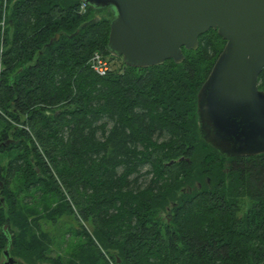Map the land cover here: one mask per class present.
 I'll return each instance as SVG.
<instances>
[{"label":"trees","instance_id":"1","mask_svg":"<svg viewBox=\"0 0 264 264\" xmlns=\"http://www.w3.org/2000/svg\"><path fill=\"white\" fill-rule=\"evenodd\" d=\"M82 2L0 0V263L264 264V153L222 155L198 130L225 40L210 28L179 63L127 66L111 13ZM71 214L82 241L53 257L41 220Z\"/></svg>","mask_w":264,"mask_h":264},{"label":"water","instance_id":"2","mask_svg":"<svg viewBox=\"0 0 264 264\" xmlns=\"http://www.w3.org/2000/svg\"><path fill=\"white\" fill-rule=\"evenodd\" d=\"M82 1L111 13L107 47L127 66L179 63L182 48L196 49L216 29L225 43L197 92L200 137L225 156L264 153V0ZM4 258L0 264H20L7 251Z\"/></svg>","mask_w":264,"mask_h":264},{"label":"rangeland","instance_id":"3","mask_svg":"<svg viewBox=\"0 0 264 264\" xmlns=\"http://www.w3.org/2000/svg\"><path fill=\"white\" fill-rule=\"evenodd\" d=\"M5 125H6L5 122L0 119V141L3 140L2 131L5 129ZM10 158H11L10 151L0 152V164L5 165ZM11 187L13 188L14 185H12ZM66 198L68 200L67 195ZM27 200L31 201V199H27ZM44 201L45 200L42 201L40 199L36 201L37 205L40 204L41 212H43V207L44 209L46 208L45 204L43 203ZM52 201L53 200H49L50 205H52ZM241 203H242V209H245L248 205V201L244 199L241 201ZM77 222H81V220L78 219V221H76L74 214L60 216L58 221L54 225L51 224L50 221L41 220L42 228L45 229V231L48 233V235L51 238V244H50L51 251H49V255L54 257L58 254H66L69 251H72L78 245V243L82 241V239L76 235L78 228ZM85 226L86 228L89 227L86 224ZM20 264H22L21 261Z\"/></svg>","mask_w":264,"mask_h":264},{"label":"built area","instance_id":"4","mask_svg":"<svg viewBox=\"0 0 264 264\" xmlns=\"http://www.w3.org/2000/svg\"><path fill=\"white\" fill-rule=\"evenodd\" d=\"M86 4L82 2L81 9L84 10ZM3 24V21L1 22ZM90 64L93 70L99 75H105L109 69L108 61L99 52H94L90 58Z\"/></svg>","mask_w":264,"mask_h":264},{"label":"flooded vegetation","instance_id":"5","mask_svg":"<svg viewBox=\"0 0 264 264\" xmlns=\"http://www.w3.org/2000/svg\"><path fill=\"white\" fill-rule=\"evenodd\" d=\"M3 140L2 141H0V144H8V142H9V140L10 139H4V138H2Z\"/></svg>","mask_w":264,"mask_h":264}]
</instances>
